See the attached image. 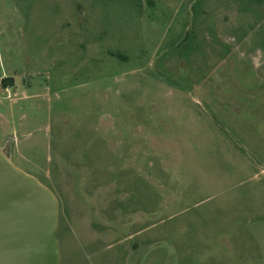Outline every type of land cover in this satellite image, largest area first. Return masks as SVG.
Returning a JSON list of instances; mask_svg holds the SVG:
<instances>
[{
    "label": "rangeland",
    "instance_id": "rangeland-1",
    "mask_svg": "<svg viewBox=\"0 0 264 264\" xmlns=\"http://www.w3.org/2000/svg\"><path fill=\"white\" fill-rule=\"evenodd\" d=\"M0 148L58 264H264V0H0Z\"/></svg>",
    "mask_w": 264,
    "mask_h": 264
},
{
    "label": "water",
    "instance_id": "water-1",
    "mask_svg": "<svg viewBox=\"0 0 264 264\" xmlns=\"http://www.w3.org/2000/svg\"><path fill=\"white\" fill-rule=\"evenodd\" d=\"M57 199L0 148V264H58Z\"/></svg>",
    "mask_w": 264,
    "mask_h": 264
},
{
    "label": "trees",
    "instance_id": "trees-1",
    "mask_svg": "<svg viewBox=\"0 0 264 264\" xmlns=\"http://www.w3.org/2000/svg\"><path fill=\"white\" fill-rule=\"evenodd\" d=\"M11 81H12L11 78H3L1 80L2 86L3 87H8V88L12 87Z\"/></svg>",
    "mask_w": 264,
    "mask_h": 264
}]
</instances>
